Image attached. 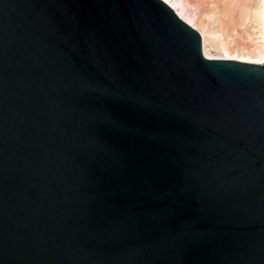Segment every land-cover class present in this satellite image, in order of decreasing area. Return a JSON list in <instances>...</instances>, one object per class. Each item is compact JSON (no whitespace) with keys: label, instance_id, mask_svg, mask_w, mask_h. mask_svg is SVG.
<instances>
[{"label":"water","instance_id":"95a60500","mask_svg":"<svg viewBox=\"0 0 264 264\" xmlns=\"http://www.w3.org/2000/svg\"><path fill=\"white\" fill-rule=\"evenodd\" d=\"M0 264H264V62L161 0H0Z\"/></svg>","mask_w":264,"mask_h":264},{"label":"rangeland","instance_id":"374dc122","mask_svg":"<svg viewBox=\"0 0 264 264\" xmlns=\"http://www.w3.org/2000/svg\"><path fill=\"white\" fill-rule=\"evenodd\" d=\"M210 58H239L264 47L260 0H182ZM215 36V42L209 37ZM200 35V34H199ZM201 42L202 37L200 35ZM202 46V45H201ZM229 48V49H228Z\"/></svg>","mask_w":264,"mask_h":264},{"label":"bare ground","instance_id":"6f19581e","mask_svg":"<svg viewBox=\"0 0 264 264\" xmlns=\"http://www.w3.org/2000/svg\"><path fill=\"white\" fill-rule=\"evenodd\" d=\"M163 3H165L173 12L174 14L183 22H185L187 25L192 27L195 31H197L201 37V50L202 54L206 58H210L209 53L205 51V40L201 34V31L198 29L197 26H195V19L191 16V12L187 8V4L182 2V0H161ZM261 3V30H262V36H263V44H264V0H260ZM212 41L215 42V36L210 34L209 36ZM229 49V48H228ZM226 59L245 62V63H253V64H261L264 62V47L262 49H259L257 51L245 54L243 53L239 58L235 57H229Z\"/></svg>","mask_w":264,"mask_h":264}]
</instances>
